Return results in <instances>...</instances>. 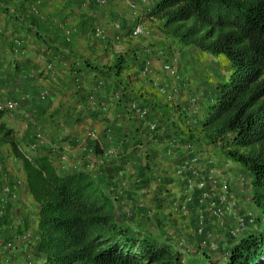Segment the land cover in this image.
Returning <instances> with one entry per match:
<instances>
[{
	"label": "crops",
	"instance_id": "0c3cea01",
	"mask_svg": "<svg viewBox=\"0 0 264 264\" xmlns=\"http://www.w3.org/2000/svg\"><path fill=\"white\" fill-rule=\"evenodd\" d=\"M136 2L137 15L143 18L153 1ZM132 14L126 0H0V103H16L15 109L0 113V190L8 185L17 193L0 218V264H23L21 256L29 249L21 236L33 234L37 223L21 158L55 149L52 158L61 173L87 167L95 173L111 170L116 177L121 175L126 184L123 195H132L139 205L146 201L172 228L173 240L174 230L179 232L190 264L203 251L192 234L194 213L177 208L183 187L173 168L179 162L170 170L159 160L170 148L178 159L184 155V136L177 135L179 126L171 122L164 96L155 89L148 92L149 86L158 88L168 80L162 70L169 59L166 46L160 45L163 37L156 36L153 22H143L150 35L132 37ZM120 58L124 69L117 73L114 66ZM125 85L130 88L125 90ZM180 91L174 90L176 104L187 101ZM131 101L147 108L144 122L129 110ZM149 123L163 133L159 139L148 132ZM93 144L102 152L113 149L114 155L103 161L93 158L89 152ZM60 155L65 162L55 161ZM147 162L150 166L144 172L141 168ZM220 166L217 173L227 181L228 190L238 194L239 174L233 176L230 162L226 168L221 162ZM137 178L139 185L133 183ZM208 226L212 239L227 251L224 226L213 220ZM13 239L18 240L14 258L2 251Z\"/></svg>",
	"mask_w": 264,
	"mask_h": 264
},
{
	"label": "trees",
	"instance_id": "16d2710c",
	"mask_svg": "<svg viewBox=\"0 0 264 264\" xmlns=\"http://www.w3.org/2000/svg\"><path fill=\"white\" fill-rule=\"evenodd\" d=\"M152 1L149 10L140 18L142 23L153 22L160 36L184 51L192 48L226 61L229 72L223 73L221 79L216 78L208 100V96L201 100L189 92L187 101L182 102L184 104L179 101L176 104L173 98L176 86L188 91L187 83L176 70L174 77L166 76L168 80L160 87L171 97L168 99L164 95V104L171 110V122L179 126L177 135L184 136L182 146H192V153L200 156L204 166L217 169L224 161L242 167L251 182L247 180L248 176H239L248 182L252 202L259 213L256 219L237 211L244 217L245 230L237 237H228L227 228L233 220L226 218L230 224L225 226V222L222 224L209 217L207 204L198 203L202 190L195 188L190 192L192 201L185 210L195 215L192 217V234L199 239V248H203L194 262L264 264V0ZM123 60L120 58L114 66L117 73L124 69L120 67ZM164 64L174 69L172 62ZM160 87L153 89L160 92ZM129 88L124 86L125 90ZM123 96L124 93L121 100ZM191 97H197L196 110L188 101ZM132 103L128 106L134 114L130 107ZM158 132L159 128L155 132L159 139L163 133ZM55 150H47L30 159L21 158L26 192L36 205L37 221L34 233H27L28 237L21 239L28 243L29 249L21 256L23 264H190L179 232L174 230L176 236L172 234L173 240L170 237L172 228L165 225L157 213L144 204L135 203L130 194L125 193L124 197L126 190L119 187L124 181L121 175L116 177L117 173L113 175L111 170L95 173L87 167L61 173L60 164L55 165L52 158ZM90 150L101 158L102 150L97 144H93ZM204 152H212L218 161ZM183 154L182 159L188 155L186 150ZM60 156H56L55 161ZM164 158L174 159L175 163L178 161L176 166L182 161L174 152L165 153ZM149 166L147 162L141 169L146 172ZM175 167L174 178L183 187L182 201L178 204L182 205L188 192L184 183L177 179ZM137 180L141 182L140 178ZM126 197L130 205L121 208ZM8 200L16 201L10 197ZM7 203L4 208L0 206V218L5 216ZM212 220L225 228L223 237L227 240L224 244L229 245L227 251L220 249L223 243L212 239L208 229ZM153 222L156 227L152 226ZM200 226L202 232L198 233ZM203 240L207 245H203ZM17 241L5 242L2 251L4 245L12 243L14 248L4 252L16 257ZM179 242L183 243L182 246Z\"/></svg>",
	"mask_w": 264,
	"mask_h": 264
},
{
	"label": "built area",
	"instance_id": "2783aa9c",
	"mask_svg": "<svg viewBox=\"0 0 264 264\" xmlns=\"http://www.w3.org/2000/svg\"><path fill=\"white\" fill-rule=\"evenodd\" d=\"M130 11H132V16H134V27L131 30L132 37H140V36H148L150 35V31L144 26L142 21L137 15V5L138 2L146 3V0H126ZM162 70L166 76L174 77L175 70L169 66L168 64L162 65ZM159 91L163 96L165 95L168 99L169 93L163 88H159ZM197 97H191L188 101L195 106V102ZM16 107V103L12 101H6L4 103H0V113L6 110H13ZM131 110L134 112V115L143 122L145 121L148 110L147 108L138 107V105L134 102L130 104ZM195 106V110H196ZM148 132L155 134L157 131V125L155 123H149ZM40 139V136H37ZM186 153L188 154L186 158L182 159L180 164L175 167V175L177 179L184 183L186 187V191L188 192L187 197L185 198V202L182 205H178V210H186L187 204H190L192 201V192L195 188L202 190L200 195L198 196L199 205L206 203V210L208 212L209 217L214 218L219 223L224 224L226 218L233 220V224L229 225L227 228L228 237H237L245 230V220L244 217L240 216L237 212V199L236 196L228 190V184L226 180L221 179L216 169L200 162V156L196 153H192V146L186 145L184 147ZM90 155L95 158L93 151L89 150ZM167 155L171 154V150H167L165 152ZM114 155V150L109 148L104 150L101 155V160H107ZM60 160L65 162L66 157L61 156ZM62 163V162H61ZM238 184L241 187H244L246 181L243 176H239L237 178ZM135 182H139L137 179ZM120 190L126 187L125 182L120 183ZM185 191V192H186ZM8 197L11 200L16 199V194L11 193L10 187L8 185L4 186L2 189V193L0 195V206L4 208L5 204L8 201ZM205 212V211H204ZM1 213V212H0ZM200 217H203V214H200ZM202 232V227H198V233ZM28 237L27 234L22 236V239H26ZM203 245H207L206 240L202 241ZM182 242H179V246H182ZM212 247V244L209 246ZM12 243H7L3 247V251H11L13 249Z\"/></svg>",
	"mask_w": 264,
	"mask_h": 264
},
{
	"label": "rangeland",
	"instance_id": "374dc122",
	"mask_svg": "<svg viewBox=\"0 0 264 264\" xmlns=\"http://www.w3.org/2000/svg\"><path fill=\"white\" fill-rule=\"evenodd\" d=\"M156 36L162 38V36H160L158 33H156ZM160 45H162V46L164 45L167 47L165 49L167 50V54H168L169 59H167L166 62H168V61L172 62L173 66H174V70H176L177 72H180V74L183 76V79L187 83L188 91L186 92L184 90H181L180 91L182 93V96H180L181 98L188 95L189 92H193L201 100H203V98L204 99L207 98V96H208V98H207V100H208L209 96L210 97L212 96L210 94L211 93L210 90L213 88L212 86H213L216 78L221 79V76H223V73L229 72L228 67L226 68V66H227L226 61L220 57L214 58V57H211L207 54H201L200 52H198L192 48L189 49L188 51H184L183 48L170 44L169 41L165 38L164 39L162 38ZM169 46L171 47V49H169L170 48ZM175 86H176V84H175ZM153 88H154L153 86H151V87L149 86L148 92H154ZM176 89L179 91L178 88H176ZM156 93L158 95L160 94V92H157V91H156ZM184 100L180 101L181 104H184V103H182V102L186 101V100L185 101ZM159 147L162 150L164 149L163 145H161ZM155 152H158V151L156 150ZM206 152H204V153H206ZM145 154L146 153H143V155H145ZM206 155L212 157L214 160H217V158L215 159V157H216L215 154H213L212 152H208V153H206ZM159 160L161 163L165 164L166 167H168L170 170H172V166L175 165V161H176L174 159H166L164 157H161ZM225 163L226 162H224V161L221 162L222 167L225 166ZM230 165H231V168H229V170H230V172L233 171L234 177H236V174L237 175L238 174L243 175L244 177H246L247 172L245 173L243 170H241V171L237 170L238 168H242V167H240L239 165H237L233 162H230ZM225 168H226V166H225ZM218 169H221L220 163L218 164ZM235 169L237 171H235ZM229 170H224V171L227 172ZM247 176L251 182V179H250L248 174H247ZM247 183L244 185V187L240 186V188H239L240 192L238 194L233 192L234 195L236 196V199H237L236 208H237L238 212H240L242 214L250 215L251 218L257 219L259 217V213L256 210V208L252 202V198L250 196L249 185ZM146 200H147V198H146ZM142 204H144V206H146L148 209L151 210V208L149 207V204L146 203V201H144V203H142ZM121 205H122L121 208H124L125 206L127 207V205H130V203L128 202V199H123Z\"/></svg>",
	"mask_w": 264,
	"mask_h": 264
}]
</instances>
